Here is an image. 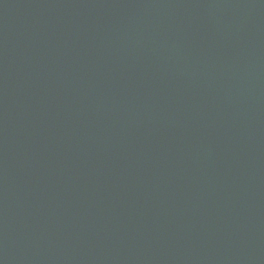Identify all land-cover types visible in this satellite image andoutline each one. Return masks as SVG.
<instances>
[{
	"label": "water",
	"instance_id": "1",
	"mask_svg": "<svg viewBox=\"0 0 264 264\" xmlns=\"http://www.w3.org/2000/svg\"><path fill=\"white\" fill-rule=\"evenodd\" d=\"M0 264H264V0H0Z\"/></svg>",
	"mask_w": 264,
	"mask_h": 264
}]
</instances>
